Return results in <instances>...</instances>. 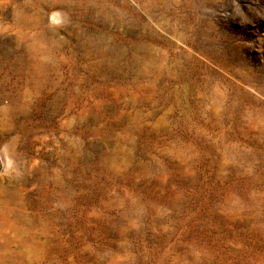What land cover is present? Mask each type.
<instances>
[{
	"label": "rangeland",
	"instance_id": "374dc122",
	"mask_svg": "<svg viewBox=\"0 0 264 264\" xmlns=\"http://www.w3.org/2000/svg\"><path fill=\"white\" fill-rule=\"evenodd\" d=\"M2 153L0 264H264V0H0Z\"/></svg>",
	"mask_w": 264,
	"mask_h": 264
},
{
	"label": "bare ground",
	"instance_id": "6f19581e",
	"mask_svg": "<svg viewBox=\"0 0 264 264\" xmlns=\"http://www.w3.org/2000/svg\"><path fill=\"white\" fill-rule=\"evenodd\" d=\"M60 4V3H59ZM50 6V5H49ZM48 8V7H47ZM35 11V10H34ZM54 11V9L52 10V12ZM37 12V11H36ZM53 15L54 16H57V13H53ZM54 16L53 17H51L52 19H55L54 18ZM60 16V15H59ZM5 152V151H4ZM9 153V152H8ZM8 153H2V155H1V159H0V166L2 165L3 166V168H5L6 166H7V164H9L10 163V160H11V157H10V155H8ZM2 166H1V168H2Z\"/></svg>",
	"mask_w": 264,
	"mask_h": 264
}]
</instances>
